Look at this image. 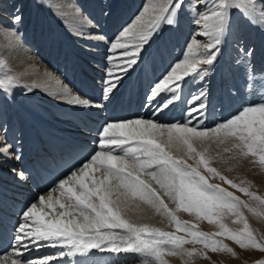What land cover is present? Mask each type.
Masks as SVG:
<instances>
[{"label": "snow or ice", "instance_id": "snow-or-ice-1", "mask_svg": "<svg viewBox=\"0 0 264 264\" xmlns=\"http://www.w3.org/2000/svg\"><path fill=\"white\" fill-rule=\"evenodd\" d=\"M186 2L195 13L193 23L197 26V32L187 44L183 58L171 65L151 88L149 103L161 94H171L170 97L166 96L163 103L156 105L154 116L178 98L177 93L186 77L206 73L207 70L202 69L201 65H211L216 60L233 9H238L245 16L255 13L264 24V3L258 7V0H212L211 8L204 0H196L194 4L192 0H149L139 15L111 42L110 51L119 50V55L110 56L109 59L120 61L115 65L120 75L109 69L104 99L116 87L122 74L136 63L135 57L160 32L162 25L171 26L178 22ZM202 8L203 12L200 11ZM18 13L19 9L13 16V24L21 20ZM198 36L207 37V42L201 45L196 40ZM241 52L249 57L252 55L251 49H241ZM0 67H5L3 61H0ZM18 82L16 77L6 76L0 79V89ZM203 98V92L193 97L198 106L192 107L188 113L192 119L182 123L163 124L143 118L106 122L98 131L99 150L85 157L84 162L77 169L70 170L65 178L59 179L53 189L59 191V198L53 200L52 192L47 194V207L51 209L58 205L64 211H60L54 219L44 220L43 208H38L35 203L26 206L22 222L16 228L12 251L0 256V264H48L56 259L53 256L39 261L22 259L21 250L26 251L29 243L39 247L40 241H51L53 247L59 245L67 248V252H58L59 257L87 254L96 249L117 254L142 253L146 258L145 264H168L165 255L191 258L204 255L205 249L213 252L233 251L216 237L232 240L242 249L264 251V238L256 237L241 210L264 215V197L234 183L212 167L211 156L205 146L209 142L223 145L224 152L250 156L253 162L264 167V96L259 103L242 106L236 114L211 128L202 123L192 126V120L196 119L194 114L203 115L205 105L200 103ZM74 102L92 106L88 99L76 98ZM197 144L200 145L199 149ZM8 150V146L0 147L2 154L6 155ZM188 160H195V166L189 164ZM201 166L207 173L258 202V206L241 200L219 184L209 183L200 170ZM19 175L21 179L24 178L23 172ZM163 197L172 201L175 209L169 208ZM141 203L166 217L177 232L186 233L190 239L176 232L137 223L128 217L127 212L139 209ZM39 204H45L44 196L39 197ZM178 210L194 212L209 223H216L220 231L205 233L196 230L195 226L189 227L187 222L177 217ZM227 214L235 217L233 223L243 226L230 229L222 222ZM60 217L70 218L62 220ZM186 243H198L203 248L187 249L183 247ZM255 264H264V260H258Z\"/></svg>", "mask_w": 264, "mask_h": 264}, {"label": "bare ground", "instance_id": "bare-ground-1", "mask_svg": "<svg viewBox=\"0 0 264 264\" xmlns=\"http://www.w3.org/2000/svg\"><path fill=\"white\" fill-rule=\"evenodd\" d=\"M61 1L64 2L65 7L64 5L60 4V6H58L56 9L51 8L50 5H48V3L45 0H32V4L31 2L28 1L29 4L27 3L26 6L17 4L16 8L17 7L20 8L18 13L20 16L24 13L25 8H28L30 13L29 17L32 16L33 18V23L27 21L25 22L23 28L21 29L23 31H29L28 27H30V29H34L33 31H31V33L30 32L29 33L30 36L32 37V41L35 38L34 35L35 36L37 35L39 37L38 38L39 40L36 39L35 41L36 43L41 41L42 44H45L47 40H49L48 50L52 38H55V36L59 37L60 35H64V38L67 41L68 49L71 52H73L75 55V57H71L69 56L68 53L63 54L66 57V59L71 60L70 66L71 64L79 65V61L77 59V57H79L80 60L83 63H85V65L87 66L86 69L84 68V66L79 65V71L86 73L89 81L95 83L98 76L101 74L100 73L101 67H104L101 65L102 63L101 60L105 58H102L103 56L100 54L102 53L103 50L102 47L98 45L99 43L103 44L104 39L102 40L100 37H97L95 36L94 33H92V31L94 30L92 29V27L95 26L97 27V25H94L93 23L87 21H83L85 22L84 25L79 22L76 23L73 17L67 13L71 10L70 7H67L66 5L68 2L66 0H61ZM16 2L17 1H14V3ZM194 2H196V0H194ZM204 2L209 6V8H211L212 0H204ZM64 10L65 11L67 10V12L63 13L64 15H62L61 11ZM16 13L13 14L3 13L0 8V19H2V21L5 22L3 26H0V61H3L5 64V67H0V79L5 78L6 76H14L19 81L18 83L12 86H9L4 89H0V116H4V115L6 116V120L4 122L7 128V131H5L4 133L0 131V135H1L0 147L8 146L9 149L6 155L0 153V157L2 158L5 157L9 158L11 156L10 148L12 146V139L10 137L11 134L9 133V128H10L9 126L11 123V119L12 118L20 119V113L18 106L16 105V102L14 100V94L18 95V93H22L23 91H25L22 94H25L28 97V103H29L28 108L31 111L36 112V114L43 117L42 119L44 121L45 120L47 121L48 126L53 122H60L58 124V127L69 130L70 126L68 125L72 124L69 118V115L71 113L76 114L79 117L85 115L86 117L91 118L95 125H97L96 123L99 121L98 115L89 114L88 112H85L86 110L91 111L90 109L93 110L95 108L98 109V107L95 106L98 105L99 103L97 99L90 100L92 106H85L74 102L76 98L83 99L79 97L73 90H71L70 84L66 82V79L67 80L70 79V77L75 74L76 71L75 67L73 66V71H74L73 74L68 75L67 73L61 74V71L57 72V70L54 67H51L43 60H42L43 64L39 63V61H41L42 53H43L42 51H44L45 46H43L44 48L41 51L40 47L42 44L39 45V47L37 45L38 47L37 52L33 51L31 52L32 54L31 53L29 54L30 49L28 48L29 50L26 51V48H24V46H26L24 43L25 41L23 42L21 40V36H23L22 34L20 35L21 32L18 33L17 36L16 33L15 34L13 33L14 32L13 30L12 32L11 30L7 29L6 25H9L10 22L11 23L13 22V16ZM57 16H64L65 18L61 19V17L59 18ZM107 18H109V16H107ZM112 18L114 19L115 17ZM16 26H18V24H16ZM63 28L66 29L67 32L66 31L64 32ZM192 28H193L192 32L195 35V33L197 32V26ZM252 28L254 29V31L251 32ZM80 29H84L86 32H82ZM236 32L238 33V35L241 34L239 37V39H241V42L235 43ZM24 33L26 34L27 32ZM160 36H158L156 40L160 39ZM183 36L184 33L179 32L178 37H176V40L180 42V45H182ZM198 37L202 39L204 38L202 42L201 41L199 42L201 45L207 42V37L204 36H198ZM192 38L193 37H191V41ZM70 41H72L73 44ZM219 47H220V52L216 60L213 62V64L207 65V67L210 69L209 73L212 76H211V81L205 83V89L210 88V90H206V92H208L207 100L210 101L211 100L210 97L212 96V94L214 96V93L216 92V99L219 100L220 109H224L226 107L224 102V96L232 95V92L236 90L241 91L243 87V83L239 75L235 76V74L232 73L231 76L230 75L228 76L227 75L228 71L225 69L222 70L221 68V65H223L222 58H226V59L233 58V56H235V53H237L241 49L244 48H246L247 50L251 49L252 55L249 58H247V61H249V64L252 66V69L254 70L256 69L255 65L264 67V24L260 22L259 16L255 13H249V16H245L243 13H240L238 9H233L230 13V19L225 27V32L222 37V42L219 45ZM82 49L84 50V52H82ZM186 51L187 48L184 51H182L181 59L183 58L184 53ZM193 51L195 52L196 49L194 48ZM88 55L91 57H87L89 59H86L85 56ZM96 56H98L99 61L96 58ZM93 59L95 61H93ZM38 63L40 64V66ZM202 67H205V65H203ZM182 83H181V88L177 93V96H179L180 98L182 93ZM201 91L202 89H199L197 91V94H199ZM191 108L192 107L188 109ZM62 112H64L63 115ZM132 112L133 110L131 111V113ZM94 113L97 114V110ZM182 114L185 115V111H182ZM188 117L190 116H186L187 119ZM23 121L29 124H37L36 119L27 112H24ZM106 122L108 121L107 120L103 121V123ZM38 123H43V122L38 121ZM75 129L78 130L79 128H75ZM54 132L55 130L50 127L49 134H53ZM176 154L179 155L181 153H176ZM3 172H8V168L4 164H0V189L2 186H8L9 184L13 183V181L8 179L6 176L2 178ZM96 175L99 176V173H96ZM142 178L147 179V177H142ZM48 193L49 192L43 194V196L45 197L44 205H40L39 202L36 203L38 208H43V211L44 209L45 211L49 209V212L47 211L49 213L48 216H44L47 214H44L42 216L44 220L54 219L57 217L60 211L62 210L64 211V209H60L58 205H56L53 208L55 213L52 212L53 211L52 208L50 209L47 207ZM234 195L239 197L241 200L248 202L242 196L238 194H234ZM52 196H53V200L59 198L60 197L59 191L52 190ZM163 198L165 200L168 199L167 197H163ZM165 202L169 204L167 200ZM243 210L247 212L248 217H253L254 219L259 220L260 221L259 223H263L262 225H264L263 215H254L253 213L248 212L247 209H243ZM127 215L137 223H146L150 225L152 224L151 221L161 220L160 218L163 217L160 214L156 213L154 209L142 203L140 204L139 209H136L135 211L129 210L127 212ZM69 218L70 217H60V219L62 220H67ZM153 225L159 226L160 224L155 223ZM166 225L168 227L169 224ZM164 226L160 228L163 229ZM172 227L173 225L170 226V228ZM38 244L40 245L39 247H35L31 243L28 244L29 246L34 247L28 253L30 254L29 256H27L28 254H26L27 250L26 251L21 250V254L23 256L22 259L24 261L27 260L39 261L45 258L43 256H47L55 253V250H50L46 248V245L52 244L51 241H40L38 242ZM61 250L65 252L68 251L67 248H62V247ZM105 252H101L99 250L93 249L87 254L75 253L72 255H65V256L76 257L77 255L79 256L89 255L91 257H95L96 258L95 262L101 264L105 261L104 258ZM107 253H111V252H107ZM132 255L134 256L140 255V256L139 258L137 257L134 262H132L129 256L122 257L120 253L119 254L111 253L109 258H112L113 261L110 264H117L118 260H120L119 264H145V261L142 260L144 259V257L141 259L143 255H141L140 253H132ZM53 257H56V259L59 258L58 252L55 255H53ZM164 259L168 262V264H181L180 262H177V260L179 259L178 255L177 256L165 255Z\"/></svg>", "mask_w": 264, "mask_h": 264}, {"label": "rangeland", "instance_id": "rangeland-1", "mask_svg": "<svg viewBox=\"0 0 264 264\" xmlns=\"http://www.w3.org/2000/svg\"><path fill=\"white\" fill-rule=\"evenodd\" d=\"M14 1H17V2L14 3ZM28 1L31 2V4H32V0H1L0 8H1V11L3 13L13 14V13L17 12V10H15L18 8V7L16 8L17 4L26 6ZM45 1L53 9H56L58 6H60V4L64 5V2L61 0H45ZM66 1L68 2L66 4L67 7H70L71 10L69 12H67V10L61 11L62 15H64L63 13L67 12L70 16L73 17V19H74V21H76V23L79 22L83 25L85 23L83 21L89 22V18H90L89 12L90 11L87 8L91 7V3H93L94 1H97L99 4H101L100 5V13H101L102 18L104 17L105 13L109 12L112 4L117 7L118 2H119V0H94V1L93 0H66ZM127 1L132 6L137 5V8H136V11L134 14V19L136 18L137 15H139V13L143 9L144 5L149 2V0H127ZM193 2H194V0H192V3ZM88 3L90 5H88ZM261 3H264V0H258L257 6L260 7ZM64 7H65V5H64ZM18 9L20 10V8H18ZM71 11H74V12H71ZM200 11L203 12L204 9L202 8V9H200ZM111 12L113 13L114 9H112ZM23 14L21 15L22 20H20L19 23L13 24V22L12 23L10 22L11 24L6 25V27H7V29H9L11 31L13 30L14 32L13 31L12 32L14 34L16 33L17 36H18V33L21 32L20 35L21 34L23 35V36H21V40L23 42L25 41L24 42L25 45L28 46V47L24 46V48H26V51H28L30 49V51H29V54H30L33 51L37 52V51H35V49H31V47H34V44H36L35 41L39 37L37 35L36 36L34 35L35 38L32 41V37L29 35V32L31 33V31H33L34 29H30V27H28L29 31H23L21 29V28H23L25 22L28 21V22L33 23L32 16L29 17L30 13H29L28 8H25V11ZM194 15H195V13L193 11H191L190 5H188L186 2L185 9L181 12V14L178 18V22L175 25H171V26L164 24V25H162L161 29H163V28L168 29L170 32L169 37H171V36H173V34H174L173 30L176 27H178V28H184L186 26H188L190 28L195 27L196 25L193 23V16ZM57 17H59V18L61 17V19L65 18L64 16H57ZM231 17H232V15H231ZM91 18H92V16H91ZM105 19H106V17H104V20ZM132 21H130L129 23H126L122 27V29L124 27H126L127 25H129ZM16 24H18V26H16ZM93 24L96 25V23L94 21H93ZM0 26H3V25L1 24ZM97 27H98V25H97ZM14 29H16V30H14ZM80 30L82 32H86L84 29H80ZM121 30H119L117 33H113L111 36H108L107 40H109V41H107V45L109 47L111 46V42L114 41L115 37L120 33ZM63 31L67 32V30L64 28H63ZM90 31H92V30H90ZM191 31H193V28H191ZM24 32H27V33L25 34ZM69 32H71V31H69ZM179 32L184 33V36H188V33L186 34V29L179 31ZM92 33H94L95 36H97V37H100V38L102 37L100 35H97L94 30L92 31ZM240 35L241 34H239V37H240ZM189 36H190V33H189ZM193 36H194V34L192 32L191 37H193ZM239 37L237 36L238 39L235 38L236 39L235 43L239 42V40H240ZM161 38L162 37L160 36V39ZM203 39L196 37V40H199V42L200 41L202 42ZM104 42H103V44L102 43L101 44L104 45L105 44ZM125 42H129V41H125ZM189 42H191V38H190ZM129 43H131V42H129ZM98 45L100 46V43ZM186 48H187V45H186V47H182V49H183L182 51H184ZM36 49H37V47H36ZM83 49H82V52H84ZM102 50H103V48H102ZM114 54L116 56H118L119 50L115 51ZM87 57L88 56H85L86 59H89ZM102 58H104V57H102ZM239 59H240V56H239ZM114 61H118V59H116ZM114 61L110 60V62H109L110 65H111V63H114ZM39 62L43 64L42 60ZM248 63H249V61H248ZM114 64H118V62L114 63ZM39 66H40V64H39ZM39 66H37V67H39ZM96 70H98V69H96ZM212 127H214V126H212ZM205 146L209 148L208 149V155L211 156V162L210 163H211L212 167L216 168L218 171H220L224 176H226L228 179L232 180L234 183L240 185L241 187H246L249 189V191L254 192L259 196L264 197V167H262L259 163L253 162V158L250 156L249 157H241V156H235L232 152H224L223 151V147H224L223 145L217 146L214 142H210L209 145L207 143ZM196 147L199 149L200 148L199 144H197ZM179 155H182V153ZM188 163L195 166L196 161L195 160H188ZM200 170L203 174L205 173L204 175L207 177L209 183L219 184L221 187L226 188L228 191L232 192L233 194H238V195L242 196L249 203L253 204V206H258V202L252 201L245 193L239 191L237 188H233L230 185L224 183L218 177L207 173L203 169V167L200 168ZM166 200L169 202V204H168L169 208L175 209V207H176L175 204L168 199H166ZM52 210L51 211L55 213L53 208H52ZM241 210L243 211V213H244V215H245V217H246V219L250 225V228L254 232L256 237L258 239L264 238V225H262L263 223H259L260 221L257 219H254L253 217H248L247 212L245 210H243V208H241ZM47 211L49 212V209H47L46 211L44 209V213L47 214L44 216H48L49 213ZM176 214H177V216H179L178 218L180 220L187 222L189 227L195 226L196 230H198V231H202L205 233H215L217 231H220V228L216 223H209L203 217H198L196 215V213H194V212L189 213V212H185L183 210H178V211H176ZM252 218L254 219V221ZM160 219L161 220L151 221L152 222L151 225L154 226L153 224L159 223L161 226L159 225V226H155V227L160 228L166 224H169L168 227H167V225L164 226V228L162 230L168 231V232H176L177 235L184 236L186 239H190L186 233H184L182 231L177 232L174 225L172 228H170V226H172V224L168 221V219L166 217H162ZM234 220H235L234 216H232L231 214H227V215L223 216L222 222L225 223L230 229H233V230L239 229L243 226L241 223H233ZM216 239L221 240L223 242V244H226L233 251L228 252L227 250H223V251L213 252L211 250L205 249L204 255H194L191 258H189L187 256H179L178 255L179 259L177 260V262H180L181 264H255V262L258 260H264V251H260L257 249H251V248L242 249L234 241L229 240L225 237H216ZM183 247L187 248V249L196 248L198 250L203 248V246L201 244H198V243H186L183 245ZM140 254L143 255L142 253H140ZM139 256L140 255H138L137 257L139 258ZM143 257H144V255L141 257V259ZM145 259L146 258L144 257V259H142V260L145 261ZM148 259L150 260V258H148Z\"/></svg>", "mask_w": 264, "mask_h": 264}]
</instances>
